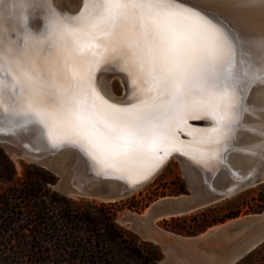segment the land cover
<instances>
[{
  "label": "snow or ice",
  "instance_id": "1",
  "mask_svg": "<svg viewBox=\"0 0 264 264\" xmlns=\"http://www.w3.org/2000/svg\"><path fill=\"white\" fill-rule=\"evenodd\" d=\"M23 2L36 4L47 24L41 34L26 33L31 47L13 43L0 26V77L11 82L9 94L0 79V124L36 125L53 148L74 147L118 172L140 165L145 177L162 162L161 151H180L169 148L176 135L170 117L213 121L192 129L207 138L196 145L224 146L237 130L264 136V125L241 123L254 114L245 93L264 81V63L254 59L264 60V42L257 46L181 0H82L74 15L52 0ZM102 64L126 73L135 104L118 107L100 93Z\"/></svg>",
  "mask_w": 264,
  "mask_h": 264
},
{
  "label": "rangeland",
  "instance_id": "2",
  "mask_svg": "<svg viewBox=\"0 0 264 264\" xmlns=\"http://www.w3.org/2000/svg\"><path fill=\"white\" fill-rule=\"evenodd\" d=\"M107 82L109 91L116 97H122V95H124V87L117 75H111ZM0 148L10 160L9 162L0 155L1 193L8 187H19L28 174V165L32 163L22 159H17L16 161L15 158L9 156L1 146ZM151 179L122 199L113 201L114 204H109L110 201H101L85 197H67L56 191L52 185V191L54 190L59 195L68 198L67 201H63L62 199L58 200V203L55 204V214H68L71 216L72 222L69 221L64 224L65 228L69 231L67 233L72 232L74 233L73 235H75L76 230L74 228L77 227V232L79 230V233L81 235L84 234L83 236L86 237V239L92 237L94 244L106 241L107 244H105V246H107L108 249L109 247L115 246L111 242H108V236L105 235V230L108 223L114 222L123 230L128 239L136 243L152 264H172L173 262H175L173 264H176V262L177 264H183L184 262V264H208L219 256V259L230 258L239 244L241 245V243L245 242L264 225L263 181L188 213L159 219L153 224V227H150L153 232H162L161 237L157 236V238L160 237V239H155V241L153 238H156V236H152L151 238L144 229L145 234H143V230L140 229L141 226L134 225V223L130 221H123L122 218L128 214H143L145 210L157 200L189 194L190 185L185 177L182 164L177 157L171 158ZM1 206L2 205H0V207ZM13 218L15 227H18L20 221L17 219V215L14 214ZM235 220H240L239 224L233 227H225L227 233L232 234L226 242H216V235H219L225 229H220L215 234L202 239L199 237L214 227L234 222ZM235 232H237V234H235ZM73 235L69 238H72ZM198 237L200 240H192ZM29 238L30 235L27 239ZM65 239H67L65 242H62L63 240L60 242L72 245V239L70 241H68V238ZM167 240L170 241V244H168V246L170 245L169 247L167 246V243H169ZM174 241L176 243H174ZM164 244L166 245L163 246ZM192 246L198 248L199 252L196 253H201L202 257L200 256L196 261L194 257H191L192 261L189 259L190 257L187 258L189 261L181 258L182 255H185L182 250L187 247L192 249ZM169 248L180 250V254L182 255L179 256V261H175V258H173L174 260L172 259L173 255L171 252H166ZM205 252L206 254H204ZM30 253L31 251L27 243L22 241L19 242L17 236L11 235V237H7L4 240L0 239V256L25 257ZM189 255L191 256V254ZM132 262L137 264L134 260H132ZM232 264H264V239Z\"/></svg>",
  "mask_w": 264,
  "mask_h": 264
},
{
  "label": "water",
  "instance_id": "3",
  "mask_svg": "<svg viewBox=\"0 0 264 264\" xmlns=\"http://www.w3.org/2000/svg\"><path fill=\"white\" fill-rule=\"evenodd\" d=\"M12 1L15 3V7L24 9L28 14L34 15L42 23L41 20L45 14L36 4L24 3L23 0ZM52 2L61 12L67 10V12H71L72 14L79 12L82 6V0H52ZM181 2L202 9L210 17L225 24L236 35L256 42L257 46L260 42H264V0H181ZM40 18L41 20H39ZM257 46L249 45V51L257 53ZM254 59L256 62H264V60L259 58L258 54ZM102 72L103 68L98 72L96 81ZM105 98L107 99V97ZM107 100L117 106H127L130 104ZM204 121L207 120L188 119V123L192 126H209V124H201ZM32 127H36L38 130L36 125ZM28 128L29 126H23L4 130L0 126V146L9 156L36 164L55 174L57 179L53 184L54 189L67 197H85L110 202L122 199L153 178L170 157H181L178 151H170L169 156L164 162L159 163L150 174H147L146 177L143 175L130 182L123 176L96 167L94 162L74 147L59 149L51 147L41 138L40 132L33 135L27 132ZM179 137L180 139L185 138L182 133ZM231 149L229 146L225 152ZM224 170H227L229 174L222 176L221 171ZM208 177L210 198L205 197V194L199 195L197 191H191L190 189L189 194L166 197L149 206L146 216L128 214L122 220L133 222L134 225H139L141 229H144L145 223L143 220H147V218L153 220L160 217L188 213L228 197L248 186L263 182L264 168L261 166L259 170L250 176L237 178L236 174L231 173L228 164L222 160L219 167L209 173ZM239 221L235 220L232 223L226 224V228L236 226L239 224ZM263 239L264 234L254 242H247L248 244L243 242L231 255L234 259L231 260L230 264L239 260Z\"/></svg>",
  "mask_w": 264,
  "mask_h": 264
},
{
  "label": "bare ground",
  "instance_id": "4",
  "mask_svg": "<svg viewBox=\"0 0 264 264\" xmlns=\"http://www.w3.org/2000/svg\"><path fill=\"white\" fill-rule=\"evenodd\" d=\"M0 9H2V13H3L2 15H0V26L3 27L6 37H8L9 40H11L15 44H18L21 47L25 46L26 44L29 47H31L32 42L27 37L26 35L27 32H33L38 35L45 31L46 24H47L46 16H43L42 20L41 18L39 19L42 22L40 23V21H38L34 15L30 13L29 15L24 9H20V7L19 8L15 7V3L12 0H4L3 4L0 5ZM62 12L70 14V15H74L71 12H67V10L66 11L64 10ZM47 46H48L47 44L41 45V47H44V48H47ZM256 63L260 64L264 62H256ZM102 68H103V72L99 74V77L96 81V76ZM113 74L118 76V78L120 79L124 87V93H123L124 95H122V97L121 96L116 97L108 89L107 81L109 77ZM0 79L4 80L5 92L10 94L11 82L9 78L7 76H3V77H0ZM128 81H129V77L126 75V73L120 71L119 68L114 64H102L95 71V84H96L97 89L100 91V93L103 96L107 97V99L113 102H116V103H130L127 106H118V107H129L136 103V100L133 97L129 96ZM245 97H246L244 101L245 106L251 108L254 114L244 113L241 123L247 127L259 128V126L264 125V81L252 83L249 87V90L245 93ZM101 115L103 114L101 113ZM206 120L207 121L201 122V124H209V126L199 127V126L190 125L188 123V119L185 124V122L182 119H180L179 116H173L167 120V124L169 128L174 130L176 133L175 137L170 140L169 148H171L173 145L180 148V151H178V153L181 156V157L172 156L169 158V160L173 157L174 158L177 157L180 160L182 167H183L185 177L188 180V183L190 185L191 191H197L199 195L205 194L206 195L205 197L210 198V187L208 184V181H209L208 174L216 170L219 167V164L222 160L228 164L231 173L233 172L234 174H236L237 178H243V177L250 176L255 171L259 170V167L261 166L264 168V147L254 148L253 151L251 152L241 150L243 148H248L253 145L264 144V136L258 135V134H255L253 132H249L246 130H237L235 134L232 136V138L224 146L210 144V143L196 145L195 144L196 140H204L207 138L200 136L197 132H193L192 129L200 130V129L214 127L213 121H211L210 119H206ZM0 126H2L4 130H10L11 128L17 127L14 123L7 122V121L0 124ZM24 126H29V128L27 129V132H29L30 134L34 135V134H37V132H39L36 129V127H32L35 125L25 124ZM261 131H264V129H261ZM181 133L184 134V137H185L184 139H180L179 136ZM229 146L232 149L230 151L225 152L226 148ZM169 154L164 155V152L161 151L160 155L164 156L162 162H164V160L169 156ZM193 157H195V159H193ZM14 158L17 161V158L16 157ZM95 165L96 167L100 169L107 170L109 172L123 176L127 181H130V182L144 175L141 171L142 166L140 165L133 167V168H128V169H125L119 172L111 170V169H104L100 165H97V164ZM221 174L222 176H225V175H228L229 172L227 170H224V171H221ZM161 200L162 199L157 200L153 204ZM153 204H151L150 206H152ZM147 210L148 208L145 210L143 214L136 215V216H142V217L146 216ZM168 217H171V216H166L163 218H168ZM159 219H161V217L157 219H153V220L149 218H147V220L146 219L143 220V222L145 223L144 230L147 232V234H149L151 238L152 236H156V238L155 237L153 238L154 240L160 239L162 232L160 231H158L159 233L153 232L150 227L151 226L153 227V224H155V222L158 221ZM229 223H232V222H229ZM226 224L219 225L218 227H214L211 230H209L207 233L199 237L202 239L209 235L215 234L220 229H225L219 235H216V242H219V243L223 241L226 242L229 240L230 235H232L230 233H227L226 228H225ZM144 230H143V234H145ZM235 234H237V232H235ZM263 234H264V225L261 226V228L258 231L252 234L245 242L246 243L247 242L250 243L252 241L254 242L255 240H258L260 236H262ZM157 236H160V237L157 238ZM199 237L196 239L194 238L192 240L198 241ZM186 239H189V238H186ZM174 243L176 242L174 241ZM168 244H170V241L169 243H167V246ZM165 245L166 244H164L163 246ZM239 246L240 244L235 248V250L238 249ZM188 247L182 250L185 255L180 254V250H177L175 248L174 249L169 248V250H166V252L167 251L171 252L173 255L172 259L175 258V261L180 260L179 258L180 255H182L181 258L185 260H188L187 258L189 257H190L189 259H191V257H194L195 259L194 258L193 259L195 261L198 258H200L201 253H196V252H199L197 247L192 246L193 247L192 249H189ZM203 251H204V248H203ZM188 253L191 254V256ZM204 254H206V252ZM219 257L216 258L215 260L214 259L212 261L210 260L211 262L208 264H230L231 260L234 259L233 256H230V258H227V259H222V258L219 259Z\"/></svg>",
  "mask_w": 264,
  "mask_h": 264
},
{
  "label": "trees",
  "instance_id": "5",
  "mask_svg": "<svg viewBox=\"0 0 264 264\" xmlns=\"http://www.w3.org/2000/svg\"><path fill=\"white\" fill-rule=\"evenodd\" d=\"M0 155L10 162L1 148ZM55 181L52 172L30 164L19 187H8L0 193V239L17 236L31 251L25 257L0 256V264H135L132 260L137 264H152L114 222L108 223L105 230L108 242L115 246L109 249L105 246L106 241L94 244L92 237L86 239L79 230L77 232V227L74 228L75 235L67 233L64 224L71 221V216L55 214V204L59 199L67 201L68 198L52 191ZM14 214L20 221L18 227L14 225ZM65 238L72 239V245L62 243L67 240Z\"/></svg>",
  "mask_w": 264,
  "mask_h": 264
}]
</instances>
